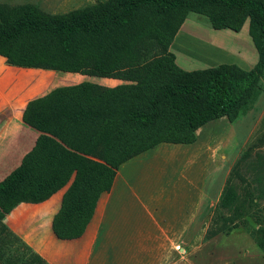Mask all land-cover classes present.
I'll use <instances>...</instances> for the list:
<instances>
[{
    "label": "trees",
    "instance_id": "trees-1",
    "mask_svg": "<svg viewBox=\"0 0 264 264\" xmlns=\"http://www.w3.org/2000/svg\"><path fill=\"white\" fill-rule=\"evenodd\" d=\"M188 14L213 30L238 32L247 22L254 66L180 69L168 47ZM0 57L16 67L122 82L54 87L22 110L21 122L38 134L0 180V264H46L5 227V216L70 182L51 230L76 239L122 163L160 143L192 144L211 121L233 123L264 75V0H105L60 15L0 5ZM231 198L225 186L218 206L230 208ZM259 233L264 241V228Z\"/></svg>",
    "mask_w": 264,
    "mask_h": 264
},
{
    "label": "crops",
    "instance_id": "crops-1",
    "mask_svg": "<svg viewBox=\"0 0 264 264\" xmlns=\"http://www.w3.org/2000/svg\"><path fill=\"white\" fill-rule=\"evenodd\" d=\"M246 24L238 32L211 29L209 35L225 33L235 36ZM180 28L168 52L180 69L189 71V62L177 59L171 52V49L181 51L184 47L182 41L191 39L180 35ZM245 43L241 51L246 53L249 46L248 42ZM209 49L204 53L217 56L213 48ZM245 55L238 57L239 64L251 69L257 59L252 54ZM0 62L17 77L31 69L8 65L2 57ZM32 70L48 72L49 77L65 83L59 86L73 85L81 79L91 82L79 74ZM1 73L0 180L19 164L38 134L21 122L22 110L26 102L33 98L21 104L20 98L31 86H26L21 92L15 91L14 83L7 87L3 84ZM70 79L72 81H68ZM203 130L204 126L195 131V142L192 144L177 146L160 143L122 163L115 171L109 190L97 196L90 218L76 239H57L51 230L52 217L70 182L42 203L18 204L5 216L3 223L46 264H191L184 249L187 245L184 237L199 213L206 192L212 189V178L208 173L212 167V151L209 143L203 144L198 137ZM156 160L166 161L167 165L156 167L153 163L157 164ZM150 162L151 167L145 174L140 167ZM190 165L198 166L193 174L180 172L182 168L191 169Z\"/></svg>",
    "mask_w": 264,
    "mask_h": 264
},
{
    "label": "rangeland",
    "instance_id": "rangeland-1",
    "mask_svg": "<svg viewBox=\"0 0 264 264\" xmlns=\"http://www.w3.org/2000/svg\"><path fill=\"white\" fill-rule=\"evenodd\" d=\"M102 1L105 0H0V5H31L42 13L60 15ZM246 28L247 24L235 36L225 33L211 36L207 20L189 14L180 28V35L191 39L182 41L184 47L181 51L171 49V52L177 59L189 62V71L219 64H234L247 70V66L239 64L241 62L238 57L246 53L256 59L257 56ZM220 31L232 33L228 30ZM245 41L249 46L245 48L246 53L241 51ZM208 48H213L217 56L205 54L204 50L208 51ZM0 73L3 84L7 87L14 83L15 91L21 92L26 86H31L21 96L20 104L64 83L58 78L49 77L48 72L32 69L17 77L1 62ZM83 77H87L91 83L106 87L122 84L111 79ZM198 137L203 144L208 142L212 151V167L208 170L209 178H212V191L206 192L199 213L185 234L187 259L191 264H264V241L259 233V229L264 228V75L259 80L258 94L233 123H228L224 118L209 122L204 125ZM156 161L157 164L153 161L156 167L159 164L161 167L167 165L166 161ZM150 167L151 162L141 165L140 169L148 174ZM190 167L188 170L182 168L180 172L193 174L198 166ZM225 186L230 187L233 193L228 209L218 206Z\"/></svg>",
    "mask_w": 264,
    "mask_h": 264
}]
</instances>
